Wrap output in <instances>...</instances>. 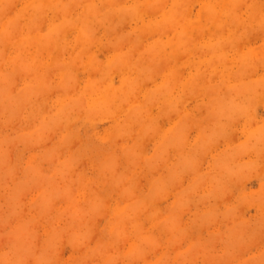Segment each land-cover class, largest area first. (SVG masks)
<instances>
[{"label":"rangeland","instance_id":"obj_1","mask_svg":"<svg viewBox=\"0 0 264 264\" xmlns=\"http://www.w3.org/2000/svg\"><path fill=\"white\" fill-rule=\"evenodd\" d=\"M0 264H264V0H0Z\"/></svg>","mask_w":264,"mask_h":264}]
</instances>
